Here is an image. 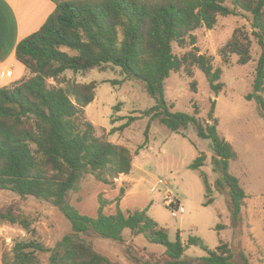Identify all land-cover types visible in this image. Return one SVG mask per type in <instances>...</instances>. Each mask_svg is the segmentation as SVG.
<instances>
[{
  "label": "trees",
  "instance_id": "16d2710c",
  "mask_svg": "<svg viewBox=\"0 0 264 264\" xmlns=\"http://www.w3.org/2000/svg\"><path fill=\"white\" fill-rule=\"evenodd\" d=\"M53 1L56 8L41 28L16 47V58L29 70V75L0 87V190L52 202L69 219L72 231L53 247L36 237L19 240L12 249V257H3V264H43L41 255L46 253L50 255L45 264H118L97 251L84 235L123 242L126 228L165 246L163 264H184L187 244L180 236L171 241L166 229L148 215V208L124 211L118 207L107 214V202L100 200L98 215L90 216L69 202V192L78 189L87 173L105 183H112L119 174H130L133 153L125 145L98 136L95 124L87 119L85 107L96 98L97 81L79 82L67 78L65 73L105 69L113 64L144 84L156 104L142 112L149 117V124L146 140L136 154L148 144L154 120L175 132L193 125L200 137L210 139L215 151L214 170L219 173L215 187L227 194L228 207L238 221L247 194L239 178L230 171V162L238 159V152L218 131L216 102H212L210 121L204 124L197 107L193 113L172 110L174 104L166 99L165 82L173 71L187 69L188 75H192L191 66L197 65L211 89L220 92L224 87L220 82L222 68L214 67L211 57L196 52L195 47L196 51L179 55L174 52V45H195L197 38L193 32L201 27L214 29L219 16L249 13L251 30L246 25L235 28L219 54L224 63H230L232 55H236L239 64H247L253 59V43L257 41L261 51L256 60L254 93L247 97H256L264 116V0ZM139 118L128 116L121 128ZM205 160L206 155L201 154L191 168L199 170L209 194L212 185L207 173L201 170ZM212 201L209 198L205 204ZM5 223L18 224L29 232L34 229L31 216L14 204L0 208V225ZM189 245H200L206 251L205 256L196 259L199 263L252 264L246 257L236 263L226 242L210 249L201 238L191 237Z\"/></svg>",
  "mask_w": 264,
  "mask_h": 264
},
{
  "label": "rangeland",
  "instance_id": "374dc122",
  "mask_svg": "<svg viewBox=\"0 0 264 264\" xmlns=\"http://www.w3.org/2000/svg\"><path fill=\"white\" fill-rule=\"evenodd\" d=\"M242 25L251 30L249 13L219 16L214 29L201 27L193 32L197 38L195 45L189 42L184 48L174 45V52L179 55L196 51L195 47L196 52L211 57L214 67L222 68L220 82L224 87L220 92L211 89L205 73L197 65L191 66L192 75H188L187 69L173 71L165 82V96L169 104H174L172 110L193 113L197 107L198 117L204 124L210 121L212 102H216L218 131L238 152V159L230 162V171L239 178L247 194L240 219L235 221L226 201L227 194L215 187L219 173L214 170L212 141L200 137L193 125L175 132L158 120L152 121L149 142L136 154L146 140L149 124V117L142 112L153 107L156 99L140 80L113 64L77 74L67 71L65 76L79 82L97 81L96 98L85 107V115L95 124L98 136L129 147L135 165L130 174H119L112 183L99 181L91 173L85 174L78 189L68 194L72 205L90 216L98 215L100 200H106L104 212L107 214L118 207L124 211L148 208V215L166 229L171 241L180 236L187 244L184 264H203L196 259L207 254L200 245H189L191 237L201 238L210 249H216L222 242L228 243L236 263L246 257L252 264H264V116L256 97H247L254 93L256 60L261 49L254 41L253 59L244 65L237 62L236 55H232L230 63H224L219 54L235 28ZM24 69L28 75L29 70ZM50 82L56 84L53 80ZM130 115L141 118L121 128ZM201 154L206 155L201 170L207 173L212 185L209 194L199 170L191 168ZM209 198L213 201L205 204ZM9 204L30 215L34 229L29 232L18 224L0 225V264L5 255L12 257V249L19 240L36 237L53 247L72 231L69 219L50 201L0 190V208ZM84 237L97 251L118 264L166 262L165 246L150 242L144 234L134 235L129 228L123 231V242L94 234ZM49 255H41L43 264Z\"/></svg>",
  "mask_w": 264,
  "mask_h": 264
},
{
  "label": "crops",
  "instance_id": "0c3cea01",
  "mask_svg": "<svg viewBox=\"0 0 264 264\" xmlns=\"http://www.w3.org/2000/svg\"><path fill=\"white\" fill-rule=\"evenodd\" d=\"M55 8L53 0H0V87L29 75L16 58V47L23 38L39 30Z\"/></svg>",
  "mask_w": 264,
  "mask_h": 264
},
{
  "label": "built area",
  "instance_id": "2783aa9c",
  "mask_svg": "<svg viewBox=\"0 0 264 264\" xmlns=\"http://www.w3.org/2000/svg\"><path fill=\"white\" fill-rule=\"evenodd\" d=\"M7 73H8V75H10V74L12 73V71L9 70ZM169 205H170V204H169ZM173 215H176V212H173Z\"/></svg>",
  "mask_w": 264,
  "mask_h": 264
}]
</instances>
